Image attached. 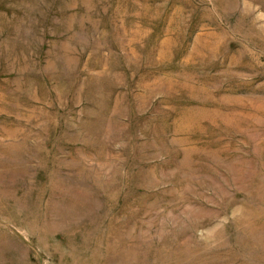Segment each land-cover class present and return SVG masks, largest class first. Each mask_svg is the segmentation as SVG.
I'll use <instances>...</instances> for the list:
<instances>
[{
	"label": "rangeland",
	"instance_id": "374dc122",
	"mask_svg": "<svg viewBox=\"0 0 264 264\" xmlns=\"http://www.w3.org/2000/svg\"><path fill=\"white\" fill-rule=\"evenodd\" d=\"M0 264H264V0H0Z\"/></svg>",
	"mask_w": 264,
	"mask_h": 264
}]
</instances>
